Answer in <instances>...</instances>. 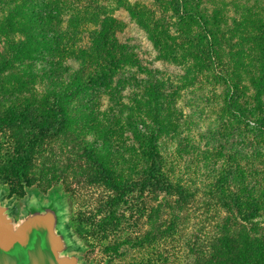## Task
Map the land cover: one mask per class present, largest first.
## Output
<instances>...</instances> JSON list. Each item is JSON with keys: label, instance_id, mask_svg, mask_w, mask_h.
I'll use <instances>...</instances> for the list:
<instances>
[{"label": "trees", "instance_id": "trees-1", "mask_svg": "<svg viewBox=\"0 0 264 264\" xmlns=\"http://www.w3.org/2000/svg\"><path fill=\"white\" fill-rule=\"evenodd\" d=\"M79 1L14 0V4L7 6V15H0V45L3 46L0 48V185H6L12 194L18 190L24 194V189L32 186L40 147L62 136L69 124L62 99L73 94L74 90L85 88L88 83L103 84L119 78L122 90L131 87L143 89L147 94L145 104H150L147 109H152V115L145 114L140 119L139 136L143 141L144 136L148 140L144 149L148 165L141 173L142 180L135 183L142 198L150 196L151 200L157 201L163 195L169 203L168 211L162 213L161 202L155 209H148L143 204L135 211L122 210L115 205L106 209L107 205H103L104 208L98 211L102 220L86 222L72 219L71 228L88 245L101 243L110 237L106 251L111 256L123 255L120 250L126 244H134L138 248L156 246L153 253L135 258L134 264H264V243L255 244L244 231L235 233L227 226L220 228L215 236L204 239L190 237L191 256H188H193L192 260L186 257L181 262L177 252L166 250L164 238L178 234L176 223L185 219V215L194 208L196 193L166 173V160L161 150L164 124L168 122V104L163 102L169 98V102L174 103L179 95V86H175L196 79L204 71L206 75L214 74L215 80L221 84L225 109L236 120L245 121L250 133L264 138V18L257 19L251 13L252 20L256 18V22L252 21L249 28L248 18L238 19L237 13L232 17L231 8H245L248 0L244 3L240 0H218L217 3L210 0H171L178 26L184 31L176 43L177 38L161 31L165 29L166 8L157 0L162 13L157 20H152L154 31L148 20L145 22L139 17L142 26L148 30L149 39L158 49L157 59L182 67L191 63L194 70L189 67L186 70L187 73L188 70L195 71L194 78L186 75L176 77L173 72L152 69L153 64L145 62L137 47L130 46L129 38L123 42L121 35L127 24L113 16L107 17V23L102 22L103 25L94 31L101 40L100 45L93 44L87 52L81 53L80 50L79 57H74L79 62L78 68L71 71L66 62L74 56L78 45L75 37L86 31L88 22L85 18L87 13L83 11L86 7ZM263 4L259 1L255 6L263 8ZM73 12L81 13V19L75 26L69 21ZM71 27H74L73 35L69 31ZM194 27L196 30L192 32ZM63 28L65 32H62ZM39 66L45 69L44 73L43 70L39 72L40 75L43 73L50 78L44 86L34 71ZM41 85L42 94L39 96L37 88ZM22 94H25L23 98ZM168 94L171 95L168 97ZM179 119L182 120V114ZM145 122H151L157 128L150 131ZM233 133L237 135V130ZM4 146L6 151L3 154ZM80 150L87 161L92 162L91 167L101 162L94 152L86 148ZM75 158L80 157L77 155ZM5 161L7 166H4ZM49 163L55 168L52 173H42L43 187L63 188L68 192L67 170L58 172L53 159ZM94 166L98 173L88 176L81 173L76 176V184H92L94 178L111 192H130L129 187L133 183L126 181L122 184L114 179V173L107 167ZM239 169L223 175L218 188L212 192L228 212L223 218L227 222L252 220L264 210L263 180H252L250 174L251 180L247 181L244 193L224 188L225 184L244 176ZM119 198V194L118 197H110L106 204H118ZM122 203L123 207L129 204L127 200ZM148 210L144 218L153 221L148 229L140 230L137 221L132 220H139L143 217L141 214Z\"/></svg>", "mask_w": 264, "mask_h": 264}, {"label": "rangeland", "instance_id": "rangeland-1", "mask_svg": "<svg viewBox=\"0 0 264 264\" xmlns=\"http://www.w3.org/2000/svg\"><path fill=\"white\" fill-rule=\"evenodd\" d=\"M81 1V2H80ZM82 6L86 7V31L79 34L76 38L78 44L72 58L68 59L66 65L71 71L77 70L78 63L75 56L88 51L93 44L100 45V38L94 34L102 22H106L107 17L113 16L115 19L127 24L124 33L121 35L123 42L127 38L131 40L130 46L137 47L138 54L146 63H152V69L160 71H170L177 76L191 77L196 75L186 69H193L190 63L184 67L176 66L169 62L159 61L158 49L151 42L146 30L139 19L148 20L151 30L154 29L152 20H157L162 13L161 4L166 8V19L164 20V30L167 36L177 38L176 43L181 40L184 31L178 26V17L172 10L171 0H159L161 4H156L157 0H80ZM241 3L246 2L240 0ZM264 0H248L245 8L238 9L232 7V17L241 20L247 19V25L251 28V22H256V18H264L263 8L255 6L256 2ZM217 3L218 0H210ZM14 4V0H0V15H7V6ZM6 7H3L5 6ZM164 11V10H163ZM251 13L257 17L252 20ZM70 15V14H69ZM81 13L73 12L69 21L75 26L81 19ZM68 21V20H67ZM74 27L69 29L74 34ZM65 28L62 32H65ZM195 32L196 28H191ZM154 31V30H153ZM120 39V38H119ZM121 40V39H120ZM121 40V41H122ZM237 41V37H235ZM173 42V44L175 43ZM171 44V46L173 45ZM168 46V43L166 44ZM0 48H3L0 45ZM79 53V54H78ZM76 57V58H77ZM189 67V68H188ZM73 68V69H72ZM45 69L39 66L34 71L40 76V81L44 86L50 82L49 76L40 75V71ZM71 77V74H69ZM44 77V78H41ZM215 75L205 71L196 79H190L179 86V95L174 103H170L168 98L162 101L167 102L168 122H165V134L161 138V150L166 160V173L186 186L192 193H196L194 208L185 215V219L178 220L176 223L178 234L174 237L164 238L166 250L177 252L181 262L189 257V238L196 237L204 239L215 236L220 228L227 226L230 230L238 232L244 231L245 236L251 238L256 244L261 241L264 243V210L261 215L252 220H231L225 221L223 218L228 212L224 205L212 195L214 189L218 188L219 181L228 172H238L239 167L244 173L243 177H237L232 183H227L224 188L234 193L245 192L248 185L249 175L252 180L264 181V138H260L255 133H250L245 121H238L234 115L227 111L224 106L223 88L219 81L215 80ZM124 79V78H123ZM216 81V84L214 83ZM88 83L85 88L74 90L73 94L63 98V107L67 110L69 124L65 128L64 134L52 139L46 145L40 147L38 154L39 161L34 169V179L32 186L24 189V194L16 191L11 193L6 185H0V190L4 191L6 199L15 200V215L19 219L20 212L29 197L38 195L43 197L58 190L64 196L67 208V222L69 230L73 233V238L78 242L83 250L80 253L85 264H134L135 258H142L153 253L156 246L146 245L144 248L126 244L120 252L123 255L111 256L107 254L106 248L110 245V237L101 243L94 242L89 245L76 234L71 228V220L75 221H95L102 220L98 212L107 205L119 207V209H132L135 211L143 204L148 209H155L161 202L162 213L168 211L169 203L163 195L155 201L150 196L140 193V188L136 184L142 180L141 173L147 168L148 157L145 158L144 149L148 143L144 136V141L139 136L141 129V117L152 115L150 104H145L147 94L140 88L121 89V80L114 78L107 82ZM42 85L37 88L39 96L42 94ZM38 86V84H36ZM181 88V89H180ZM172 92V91H171ZM171 95V94H170ZM168 94V97L170 96ZM264 95V94H263ZM25 94H22V98ZM208 100V102H206ZM182 114V120L179 119ZM150 131L157 127L151 122H145ZM249 128V127H248ZM237 130V135L233 132ZM141 133V131H140ZM8 135V132H7ZM17 137V136H16ZM15 137V138H16ZM5 141L4 138L2 139ZM6 146L2 148V153L6 151ZM88 149L94 152L101 162L94 163L101 167H107L114 173V179L125 184L133 183L130 192H111L101 182L94 178L92 184H76V176L79 174L98 173L97 168L92 162L87 161L80 149ZM79 155V159L75 156ZM52 160L56 164V170H67L69 179L67 185L70 188L66 192L63 188L47 189L40 180L42 173L53 172L55 166L49 163ZM4 162V166H7ZM2 170V169H1ZM246 176V177H245ZM249 178V179H248ZM136 182V183H135ZM135 183V184H134ZM83 188H80V187ZM20 189V188H19ZM121 190H124L120 186ZM71 193V194H70ZM119 194V203L111 202L106 204L108 198ZM211 194V195H210ZM125 200L129 202L123 207ZM121 201V202H120ZM140 206V207H139ZM207 206V207H206ZM144 207V208H145ZM206 207V208H205ZM142 218L132 221L140 225L138 229L146 230L153 220ZM138 215H140L138 213ZM147 217V216H146ZM131 221V222H132ZM166 227L168 224H165ZM129 230V229H128Z\"/></svg>", "mask_w": 264, "mask_h": 264}, {"label": "water", "instance_id": "water-1", "mask_svg": "<svg viewBox=\"0 0 264 264\" xmlns=\"http://www.w3.org/2000/svg\"><path fill=\"white\" fill-rule=\"evenodd\" d=\"M14 203L0 190V264H85L83 248L69 230L62 193L29 197L19 219Z\"/></svg>", "mask_w": 264, "mask_h": 264}]
</instances>
